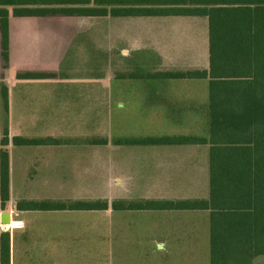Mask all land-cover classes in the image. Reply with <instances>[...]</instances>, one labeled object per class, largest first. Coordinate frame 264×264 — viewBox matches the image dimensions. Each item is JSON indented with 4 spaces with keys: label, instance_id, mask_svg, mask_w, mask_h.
Here are the masks:
<instances>
[{
    "label": "crops",
    "instance_id": "1",
    "mask_svg": "<svg viewBox=\"0 0 264 264\" xmlns=\"http://www.w3.org/2000/svg\"><path fill=\"white\" fill-rule=\"evenodd\" d=\"M74 16L93 18L11 13L7 66L2 58L0 31V139L6 128L9 132V143L0 144V160L2 151H7L9 159V198L5 202L0 184V254L8 236L9 261L13 264L19 232L21 261L141 264L140 260H148V264H172L158 261L207 258V263L196 264H209L211 210L132 205L144 200L163 204L208 199L210 144L138 143L131 139L200 136L183 133L198 128L208 131L209 100L194 98L184 90V83H176L205 78L170 77L165 73L209 69L210 52L204 51L199 57L182 47L169 57L158 48L157 38L150 43L155 57L153 74L144 80V89L149 91L145 108L152 126H164L155 131L176 134L117 139L93 135L94 128L102 131L109 121L111 96L108 79L74 75L67 70L66 56L86 32L82 22L72 19ZM86 36L82 41L85 45ZM27 72L46 75L18 76ZM4 90L8 94L7 107ZM127 102L119 101L121 105ZM201 116L202 120L198 118ZM15 136L46 141L14 144ZM113 152L115 173L109 170ZM110 196L116 198L111 201ZM97 199L107 200L108 207L31 209L25 204ZM114 201H122L124 206L115 208ZM4 211L10 212L7 225L1 221ZM140 233L144 234L139 236ZM207 239L208 251L204 247ZM144 243L149 244L147 249L137 247Z\"/></svg>",
    "mask_w": 264,
    "mask_h": 264
},
{
    "label": "trees",
    "instance_id": "2",
    "mask_svg": "<svg viewBox=\"0 0 264 264\" xmlns=\"http://www.w3.org/2000/svg\"><path fill=\"white\" fill-rule=\"evenodd\" d=\"M9 6H13L12 12ZM206 16L210 67L166 76L209 79L205 135L144 137L138 143L210 144V196L198 201H138L133 208L211 210L209 264H254L264 255V0H0L1 53L9 61V15ZM20 73L19 77L45 76ZM8 105L7 91L3 92ZM95 139V138H94ZM106 140V138H105ZM44 138H13L34 144ZM128 141V140H126ZM9 143L6 128L0 144ZM2 201L9 198V159L0 160ZM31 209H105L107 200L29 201ZM114 201L115 208L124 205ZM131 205V204H130ZM5 208V203L3 204ZM19 206H22L19 203ZM5 240V238H4ZM1 263L10 264L8 236Z\"/></svg>",
    "mask_w": 264,
    "mask_h": 264
},
{
    "label": "rangeland",
    "instance_id": "3",
    "mask_svg": "<svg viewBox=\"0 0 264 264\" xmlns=\"http://www.w3.org/2000/svg\"><path fill=\"white\" fill-rule=\"evenodd\" d=\"M10 11L14 9L9 6ZM79 22L84 35L87 38V45L83 39L77 40L71 51L67 54V61L70 74L92 75L108 79L107 87L110 91L108 108L110 111L109 121L102 131H92L93 135L117 139L118 137H143L149 135L176 134L165 131H155L156 128H164L163 125H151L149 110L146 101L149 91L144 89L145 78L152 75L154 52L150 43L157 38L158 48L163 55L171 57L175 51L184 50L189 54L195 53L202 57L204 51L209 52L208 24L206 16H168V17H79L74 16ZM183 31V32H179ZM187 54V53H185ZM64 70V69H63ZM137 75V76H134ZM139 77L140 80L133 79ZM125 79V80H122ZM184 83V90L199 98L209 100V83L205 79L180 80ZM139 83V84H138ZM104 84V83H103ZM122 89L118 90V87ZM148 94V95H147ZM124 98V100L122 99ZM192 97V99H194ZM196 98V99H197ZM146 99V100H145ZM121 105L119 101H126ZM94 106L96 104L94 103ZM147 110V111H144ZM202 120V116L198 117ZM155 120V117H153ZM161 119V117H159ZM204 121V119H203ZM95 126V123H94ZM198 128L195 131H187L183 134H206ZM97 137V136H96ZM101 138V137H98ZM110 156L109 170L113 173L117 170L116 161ZM94 196L92 198H96ZM111 201L115 196L108 197ZM103 200V199H101ZM72 202L71 200L66 201ZM144 233H140L142 236ZM203 235V233L201 232ZM206 234V229H205ZM19 232L16 236V254L13 264H41V261L19 260V243L21 240ZM146 238V236H145ZM146 240V239H145ZM204 245V244H203ZM149 244H139L137 247H147ZM209 239L205 241V250L210 248ZM142 256H144L142 254ZM1 254H0V264ZM136 262V261H134ZM170 262L172 264H196L207 263V258L199 260H171L158 261ZM141 264H148V260H140ZM254 264H264V255L255 259Z\"/></svg>",
    "mask_w": 264,
    "mask_h": 264
},
{
    "label": "water",
    "instance_id": "4",
    "mask_svg": "<svg viewBox=\"0 0 264 264\" xmlns=\"http://www.w3.org/2000/svg\"><path fill=\"white\" fill-rule=\"evenodd\" d=\"M1 221L3 224L7 225L10 223V212L4 211L1 215Z\"/></svg>",
    "mask_w": 264,
    "mask_h": 264
}]
</instances>
